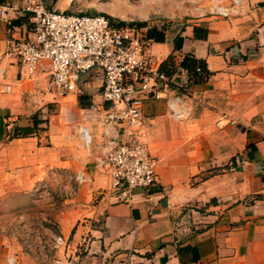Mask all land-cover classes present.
<instances>
[{"label": "crops", "instance_id": "crops-1", "mask_svg": "<svg viewBox=\"0 0 264 264\" xmlns=\"http://www.w3.org/2000/svg\"><path fill=\"white\" fill-rule=\"evenodd\" d=\"M241 2L226 18L183 9L182 0L151 2L147 15L185 10L180 21L141 27L164 28L153 50L204 69L196 64L198 76L183 70L185 80H173L191 84L189 118L169 114L166 98L185 96L179 87L142 101L158 183L126 197L98 163L109 107L98 77L81 92L60 93L43 62L37 81L19 79L7 48L30 34V16L25 0H0V264H45L41 244L61 264H264V0ZM222 117L236 125L218 127ZM57 234L66 245L50 250Z\"/></svg>", "mask_w": 264, "mask_h": 264}, {"label": "built area", "instance_id": "built-area-1", "mask_svg": "<svg viewBox=\"0 0 264 264\" xmlns=\"http://www.w3.org/2000/svg\"><path fill=\"white\" fill-rule=\"evenodd\" d=\"M226 2L213 6L210 13L225 18L239 13L241 0ZM24 10L30 16V34L12 40L7 48L18 63L19 79L37 81L43 62L48 63V85L60 93L81 92L92 78L98 77L101 98L109 104L103 108L100 120L96 146L99 165L110 175L112 188L126 197L133 188L157 184V160L143 140L142 101L162 98L169 87L181 86L173 80L183 72L180 65L184 57L173 55L170 68L174 72L167 75L161 66L168 55L153 50L152 39L141 27L128 23L111 25L102 14L45 10L36 0H25ZM5 13L0 7V16ZM196 70L201 71L199 67ZM85 75L87 79L83 78ZM166 103L172 118L185 120L190 116L185 97L173 94ZM215 124L233 126L236 122L222 117ZM80 134L84 144H90L91 136L85 127L80 128ZM76 178L84 180L80 173ZM46 245L41 244L38 250L45 264H61L63 260L49 254ZM65 245V238L59 234L48 242L50 250Z\"/></svg>", "mask_w": 264, "mask_h": 264}, {"label": "rangeland", "instance_id": "rangeland-1", "mask_svg": "<svg viewBox=\"0 0 264 264\" xmlns=\"http://www.w3.org/2000/svg\"><path fill=\"white\" fill-rule=\"evenodd\" d=\"M39 2V4L44 8L45 10L49 9H57V10H63L69 13L74 14H87V15H96V14H102L105 15L108 19L112 20L114 23L117 22H125V23H137V22H145L146 24L152 25L156 22H163L164 24H169L174 21H180L181 18L179 17L182 15L181 11L179 15H173V16H166L163 15L164 13H149L148 11L151 9L150 4L153 0H36ZM165 2H170L171 0H164ZM183 1V9L187 7H199L201 12L206 11H212L213 6L218 4H225L227 3L226 0H182ZM99 4H105L110 6L112 9H114L116 12L121 14L128 15L125 17L119 16V15H112L107 12H105L103 9H100L98 7ZM169 10L172 9V7H168ZM167 7L165 9H168ZM164 9V7H163ZM136 12L137 14L139 12H143V15L141 16H131L130 13ZM164 12V11H161ZM179 27H176L175 30H177ZM175 81L178 83H182L183 80H185L184 77L179 78V74L175 77ZM180 80V81H179ZM188 83V82H186ZM191 84H184L182 87H179V91L181 93H184V97H191L190 90ZM191 103V102H190ZM189 118V117H188ZM39 193V192H38ZM42 193V192H41ZM44 195V194H43ZM42 194L39 197L43 196Z\"/></svg>", "mask_w": 264, "mask_h": 264}, {"label": "trees", "instance_id": "trees-1", "mask_svg": "<svg viewBox=\"0 0 264 264\" xmlns=\"http://www.w3.org/2000/svg\"><path fill=\"white\" fill-rule=\"evenodd\" d=\"M110 23L111 25H114V26H122V25H125L127 23L125 22H117V23H114L112 20H110ZM128 24H133V25H136L137 27H144L146 26L147 24L145 22H137V23H128ZM146 35L147 37L151 38L154 42H162L164 40V28H157L156 26H150L146 29ZM169 60H167V62L164 63V66L162 69H164L166 72L167 75H171L174 70L172 68H170L169 64L171 65L172 63H168ZM197 61L196 59L194 58H191V57H185L183 59V61L181 62V68L183 70H186L188 71L189 73H191V76H198L197 73L195 72V68H196V64H199L200 66V69L201 71H203L204 69V64L202 62H199ZM169 66L167 69H166V66ZM79 105L81 107H84L85 105H87L85 102H83V99L82 98H79ZM249 148L251 150H254V146H249ZM248 158L251 159L252 157L250 156V154H248Z\"/></svg>", "mask_w": 264, "mask_h": 264}, {"label": "bare ground", "instance_id": "bare-ground-1", "mask_svg": "<svg viewBox=\"0 0 264 264\" xmlns=\"http://www.w3.org/2000/svg\"><path fill=\"white\" fill-rule=\"evenodd\" d=\"M98 7H99L100 9H103L105 12H107V13H109V14H112V15H119V16H122V17H125V16L128 17V15H126V14H124V13L121 14V13L116 12L114 9H112V8H111L110 6H108V5H105V4H99ZM130 15H131V16H134V15L141 16V15H143V12H139V13L137 14L136 12H132V11H131Z\"/></svg>", "mask_w": 264, "mask_h": 264}]
</instances>
